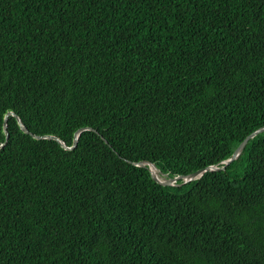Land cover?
I'll return each instance as SVG.
<instances>
[{
	"label": "trees",
	"instance_id": "obj_1",
	"mask_svg": "<svg viewBox=\"0 0 264 264\" xmlns=\"http://www.w3.org/2000/svg\"><path fill=\"white\" fill-rule=\"evenodd\" d=\"M263 126L264 0H0V264H264Z\"/></svg>",
	"mask_w": 264,
	"mask_h": 264
},
{
	"label": "bare ground",
	"instance_id": "obj_2",
	"mask_svg": "<svg viewBox=\"0 0 264 264\" xmlns=\"http://www.w3.org/2000/svg\"><path fill=\"white\" fill-rule=\"evenodd\" d=\"M9 114H13V115H15L16 117H17V119H18V121H19V124H20V126H21V123H23V121H22V119L20 118V117H18L17 116V114L15 113V112H13V111H10V112H8ZM7 113V115H6V119H7V116L9 115ZM24 124V123H23ZM25 125V124H24ZM26 126V125H25ZM4 128H5V131H6V134H7V139H6V142H7V140H8V130H7V123H6V121H5V124H4ZM21 128H22V126H21ZM26 128H27V126H26ZM23 129V128H22ZM28 129V128H27ZM85 130H92V131H95V132H97V133H99V131L95 128V127H92V126H85V127H81V128H79L76 132H75V134H74V143H73V145L72 146H69L64 140H62L60 137H58V136H55V135H50V134H45V135H38V134H34V133H32L29 129H28V131H25V132H27V133H31L34 137H36V138H55L56 140H58L64 147H66V148H69V149H72V148H74L76 145H77V143H78V140H79V137H80V135H81V133L83 132V131H85ZM251 135V133L247 136V137H249ZM102 137L103 138H105L103 135H102ZM251 137H253V136H251ZM245 140V139H244ZM243 140V141H244ZM248 140H249V138H248ZM242 141V142H243ZM5 142V143H6ZM241 142V143H242ZM5 143H3V144H0V147H2ZM240 143V144H241ZM247 143V142H246ZM246 143H245V145H246ZM239 144V145H240ZM245 145H244V147H245ZM243 147V148H244ZM238 148V147H237ZM236 148V149H237ZM235 149V150H236ZM243 150V149H242ZM235 152V151H234ZM242 152V151H241ZM240 152V153H241ZM240 153L237 155V157L240 155ZM233 156V155H232ZM232 156L230 157V158H227V159H225L224 161H223V163H224V165H219V164H213V165H215V166H219L218 168H216V167H213L214 169H221V168H225L226 167V165H228V164H230L234 159H236L237 157H235L234 159H231L232 158ZM146 161H148V160H143V161H135V162H133V163H135V164H137V165H145V164H147V163H145ZM149 162H151V161H149ZM154 163V162H153ZM155 164V163H154ZM154 164H152V163H150V165H148L149 166V169L151 170V172H152V174H154L155 176H157L158 177V179H160V180H164L165 178H174V180H173V183H171V184H175L179 179H183L184 180V182L185 181H189V180H192L191 178H188V174H186V175H184V174H182V175H177L178 177H176V176H169L167 173H162V171L159 169V167L156 165V166H154ZM210 166H212V165H210ZM210 166L208 167V168H210ZM208 168H206L205 170H207ZM205 170L204 171H201L200 172V174L198 175V177H196V178H199V177H201L202 176V174L205 172ZM190 174V173H189ZM195 179V178H194ZM158 181V180H157ZM159 182V181H158ZM161 183V182H160ZM163 184V183H162ZM171 184H164V185H171Z\"/></svg>",
	"mask_w": 264,
	"mask_h": 264
},
{
	"label": "water",
	"instance_id": "obj_3",
	"mask_svg": "<svg viewBox=\"0 0 264 264\" xmlns=\"http://www.w3.org/2000/svg\"><path fill=\"white\" fill-rule=\"evenodd\" d=\"M8 114H9V113H8ZM21 126H22L23 130L28 131V129L26 128V126H25L23 123H21ZM263 130H264V126L258 128V129H256L255 131H253V132L251 133V135H250L249 137H246L245 140H244V141L238 146V148L235 150V152H234V154H233V156H232L231 159H234L235 157H237V155L242 151V149H243L245 143L248 141V138L250 139L251 136H254V135H256L257 133H259V132H261V131H263ZM145 163H147V165H150V163L154 164L153 162H149V161H146ZM150 166H151V165H150ZM154 166H156V165L154 164ZM213 167L218 168L219 166H215V165L210 166V168H213ZM205 169H206V168H205ZM205 169H204V168H200V169H198V170H196V171H194V172H191L190 174H188V175H189L188 178L194 179V178L198 177V175L200 174V172H201V171H204ZM153 176H154V178H155L156 180H158L159 182H161V183H163V184H171V183H173V180H174V178H165V179L162 181V180L158 179V177L155 176L154 174H153ZM178 176H179V175H178ZM178 176H176V177H178Z\"/></svg>",
	"mask_w": 264,
	"mask_h": 264
}]
</instances>
